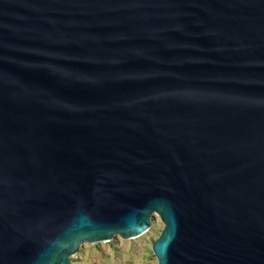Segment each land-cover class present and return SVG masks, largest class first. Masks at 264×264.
<instances>
[{
  "label": "water",
  "instance_id": "obj_1",
  "mask_svg": "<svg viewBox=\"0 0 264 264\" xmlns=\"http://www.w3.org/2000/svg\"><path fill=\"white\" fill-rule=\"evenodd\" d=\"M155 214L158 264H264V0H0V264Z\"/></svg>",
  "mask_w": 264,
  "mask_h": 264
},
{
  "label": "rangeland",
  "instance_id": "obj_2",
  "mask_svg": "<svg viewBox=\"0 0 264 264\" xmlns=\"http://www.w3.org/2000/svg\"><path fill=\"white\" fill-rule=\"evenodd\" d=\"M163 228L155 214L145 234L128 240L115 236L108 242L83 244L71 257V264H158L152 247Z\"/></svg>",
  "mask_w": 264,
  "mask_h": 264
}]
</instances>
